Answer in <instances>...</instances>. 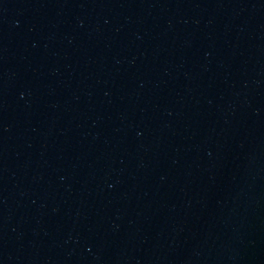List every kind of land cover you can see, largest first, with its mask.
<instances>
[{
	"label": "water",
	"instance_id": "water-1",
	"mask_svg": "<svg viewBox=\"0 0 264 264\" xmlns=\"http://www.w3.org/2000/svg\"><path fill=\"white\" fill-rule=\"evenodd\" d=\"M0 264H264V0H0Z\"/></svg>",
	"mask_w": 264,
	"mask_h": 264
}]
</instances>
